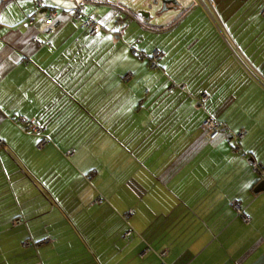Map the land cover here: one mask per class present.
Masks as SVG:
<instances>
[{
    "label": "crops",
    "instance_id": "crops-1",
    "mask_svg": "<svg viewBox=\"0 0 264 264\" xmlns=\"http://www.w3.org/2000/svg\"><path fill=\"white\" fill-rule=\"evenodd\" d=\"M45 3L0 0V264H264V0Z\"/></svg>",
    "mask_w": 264,
    "mask_h": 264
},
{
    "label": "built area",
    "instance_id": "built-area-1",
    "mask_svg": "<svg viewBox=\"0 0 264 264\" xmlns=\"http://www.w3.org/2000/svg\"><path fill=\"white\" fill-rule=\"evenodd\" d=\"M88 0H77V4L73 8L66 9L65 12L70 20L80 21L82 24V27L89 31L90 34H97L102 29V25L96 20L95 17L86 15L84 11L82 10V5H84ZM207 3L210 2V0H191V3L189 7H194L200 3ZM38 4L41 7L45 6V0H38ZM188 9L185 10L187 12ZM184 12V13H185ZM50 18L53 19L57 17L58 15V9L56 6L50 7ZM39 42V41H38ZM41 45L42 43L39 42ZM163 55V52L160 50H156L151 59V66L157 67V61L159 58H161ZM126 78H129V75L126 76ZM18 121L26 128L28 131H31L35 134L41 135L43 132L42 126L34 119H28L23 116L18 117ZM206 138L209 140H213L218 138L223 132H227L228 127L225 123L215 119L214 117H207L202 125ZM48 138L46 136H42L41 141L39 142L40 146H43L45 143L48 142ZM1 146V143H0ZM254 169L258 171L260 174H263L264 172V165L260 162H254ZM234 206L238 209L240 213L243 214V217L245 220L250 219V215L244 213L243 209L240 207L238 201H234ZM19 219H16L15 223H19ZM127 236L132 235V231H128ZM166 253H161V256H164Z\"/></svg>",
    "mask_w": 264,
    "mask_h": 264
},
{
    "label": "water",
    "instance_id": "water-1",
    "mask_svg": "<svg viewBox=\"0 0 264 264\" xmlns=\"http://www.w3.org/2000/svg\"><path fill=\"white\" fill-rule=\"evenodd\" d=\"M171 0H162L163 4H164V9L168 8V2H170ZM172 2L174 3V5L177 7L178 5V0H172ZM256 191H261L264 190V181H261L258 186L255 189Z\"/></svg>",
    "mask_w": 264,
    "mask_h": 264
},
{
    "label": "rangeland",
    "instance_id": "rangeland-1",
    "mask_svg": "<svg viewBox=\"0 0 264 264\" xmlns=\"http://www.w3.org/2000/svg\"><path fill=\"white\" fill-rule=\"evenodd\" d=\"M209 11V10H208ZM263 15H264V10H263Z\"/></svg>",
    "mask_w": 264,
    "mask_h": 264
},
{
    "label": "trees",
    "instance_id": "trees-1",
    "mask_svg": "<svg viewBox=\"0 0 264 264\" xmlns=\"http://www.w3.org/2000/svg\"><path fill=\"white\" fill-rule=\"evenodd\" d=\"M81 26H82V24H81Z\"/></svg>",
    "mask_w": 264,
    "mask_h": 264
}]
</instances>
